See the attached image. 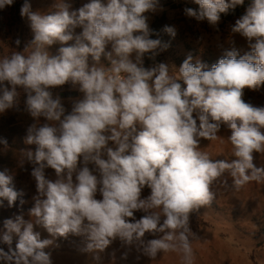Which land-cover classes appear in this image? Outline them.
Here are the masks:
<instances>
[{
	"label": "clouds",
	"instance_id": "obj_1",
	"mask_svg": "<svg viewBox=\"0 0 264 264\" xmlns=\"http://www.w3.org/2000/svg\"><path fill=\"white\" fill-rule=\"evenodd\" d=\"M193 2L198 9L185 8V14L213 27L221 14L245 4ZM13 3L0 0V10ZM158 3L89 0L73 10L67 0H55L47 13L33 11L29 0L21 6L33 38L22 52L0 59V86H11L0 89V113L18 107L22 88L34 120L24 143L35 150H21L19 165L33 166L38 195L29 209L32 219L20 214L4 220L3 264H53L45 249L54 240L41 239L36 225L53 238L83 237L82 251L96 260L118 238L150 260L177 252L183 264H193L192 242L199 237L191 216L212 205L213 186L240 191L264 182V165L254 163L255 153L264 155V107L243 99L245 88L264 86V0H249L231 29L247 40L249 51L226 49L210 67L189 54L178 68L164 62L144 66L146 54L154 60L170 46L151 38L146 13ZM78 27L82 31L75 34ZM162 31L176 35L172 26ZM57 43L61 47L52 54ZM66 84L82 94L70 98V111L51 91ZM222 128L230 133L231 160L212 159L200 147L202 139H222ZM0 145L7 148V140L0 138ZM47 168L55 180L46 177ZM13 180L7 169L0 171V207L4 201L9 208L18 199L25 203ZM146 187L150 194L143 197ZM136 212L143 215L137 219ZM146 234L154 238L145 240Z\"/></svg>",
	"mask_w": 264,
	"mask_h": 264
},
{
	"label": "rangeland",
	"instance_id": "obj_2",
	"mask_svg": "<svg viewBox=\"0 0 264 264\" xmlns=\"http://www.w3.org/2000/svg\"><path fill=\"white\" fill-rule=\"evenodd\" d=\"M193 0H159L155 12L146 13L149 17L148 23L152 29L157 17L167 13L168 24L176 29L175 37H171L162 30L159 37L162 41L170 44L167 50L160 52L155 59H149L146 54L144 66L151 67L155 63L164 62L169 65L174 64L177 68L184 59L191 54L194 59L198 58L209 67L218 62L226 49L235 47L243 55L249 51L247 40L239 33L231 31L233 22H219L213 27L205 21H196L188 17L180 10L172 9V6L189 3ZM55 0H30L33 11L47 13L51 10V5ZM72 9H78L89 0H67ZM171 6V7H169ZM9 6L0 10V59L11 55L14 51H23L27 43L33 38L30 24L27 18L19 16V21L13 24L12 12ZM82 28L75 29V34H79ZM19 39V46L15 41ZM74 42V41H73ZM69 42V43H73ZM59 43L51 46L49 51L57 54ZM93 63L89 57V64ZM107 60L102 56L101 64L107 65ZM3 86L11 87L4 82ZM3 86H0L2 89ZM20 93L18 97V107L8 109L0 113V124H7L14 118L18 126L27 128L34 123L33 118L25 110L26 93L20 87L17 88ZM53 95H60L61 92H77L78 97L82 94L73 89L70 84L51 89ZM243 99L245 102L257 107H264V88L256 91H244ZM66 109L71 110V99H62ZM230 133L226 129H221L219 135L222 139L213 142L201 140L200 147L207 151L212 159L231 160L232 147L226 137ZM33 151L35 145H31ZM254 163L257 167L264 165V155L254 154ZM17 169L21 172L17 179V184L21 186L25 193L30 195V202L34 206V197L38 195L36 181L31 176L32 165L21 167L19 162ZM91 167V166H90ZM15 168V167H13ZM46 177L55 180L54 170L45 169ZM216 192V199L209 207L200 208L195 219L191 217V228L197 234L199 239L192 242L194 252L193 264H264V182H250L240 191H234L231 188H225L219 184L213 186ZM101 197L97 195V199ZM136 218L139 219L143 213L136 212ZM25 220L32 219L29 212L23 214ZM34 231L39 232L41 239H53L54 243L46 252L51 253L53 264H183L181 254L177 252H168L158 255L157 259L150 260L136 250L135 246H126L117 238L102 253L100 259L93 258V254L83 252L85 240L81 236L69 234L67 238H53L42 226H34ZM149 234L145 235V240L152 239ZM18 237L13 238L12 247ZM0 248L5 251L8 246L0 243ZM127 253V259L122 258ZM0 264H3L0 261Z\"/></svg>",
	"mask_w": 264,
	"mask_h": 264
},
{
	"label": "trees",
	"instance_id": "obj_3",
	"mask_svg": "<svg viewBox=\"0 0 264 264\" xmlns=\"http://www.w3.org/2000/svg\"><path fill=\"white\" fill-rule=\"evenodd\" d=\"M30 1V0H29ZM25 3V0H14V3L9 6L12 12V21L13 24H16V21H19L20 9L21 6ZM249 3V0H245V4L243 6H237L235 10H230L228 14H221V22L229 23L234 20L240 18L245 12V9ZM171 7V6H169ZM198 5H196L193 1L189 3H183L180 5H173L172 9L180 10L181 13L185 14V8H193L198 9ZM168 24L167 13L162 14L157 17L154 21L152 29L154 30V34L151 38L156 39L159 37V32L162 30L163 26ZM158 34V35H157ZM262 86L260 89H263ZM250 89L245 88L244 91H249ZM16 120L12 118L9 120L7 124H0V138H4L7 140L8 147L4 148L3 145H0V171L8 170L9 174H11L14 178V188L18 192H22L23 196L21 197L25 203L21 206L20 200L18 199L16 205L14 207L9 208L7 206V201H4V206L0 207V230H3V222L5 219H14L16 215L25 214L29 212V209L32 208V204L30 202V195L25 193L23 188L17 184V179L19 178L20 171L17 169V162H19V158L21 156V150L31 149L33 147L31 145H26L24 143V138L26 137L27 131L22 126H18L15 122ZM30 163L25 162L24 165H28ZM15 167V168H13ZM150 194V189L147 187L143 190L142 196L146 197ZM193 219H195L196 215H192ZM197 218V217H196Z\"/></svg>",
	"mask_w": 264,
	"mask_h": 264
},
{
	"label": "water",
	"instance_id": "obj_4",
	"mask_svg": "<svg viewBox=\"0 0 264 264\" xmlns=\"http://www.w3.org/2000/svg\"><path fill=\"white\" fill-rule=\"evenodd\" d=\"M60 96L62 99H70V98H76L78 96V93L77 92H71V91L61 92Z\"/></svg>",
	"mask_w": 264,
	"mask_h": 264
}]
</instances>
